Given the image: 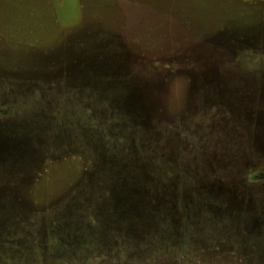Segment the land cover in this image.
Returning a JSON list of instances; mask_svg holds the SVG:
<instances>
[{"label": "rangeland", "instance_id": "374dc122", "mask_svg": "<svg viewBox=\"0 0 264 264\" xmlns=\"http://www.w3.org/2000/svg\"><path fill=\"white\" fill-rule=\"evenodd\" d=\"M0 138V264H264V0H0Z\"/></svg>", "mask_w": 264, "mask_h": 264}, {"label": "water", "instance_id": "95a60500", "mask_svg": "<svg viewBox=\"0 0 264 264\" xmlns=\"http://www.w3.org/2000/svg\"><path fill=\"white\" fill-rule=\"evenodd\" d=\"M26 140H23L21 138H18L17 140H13V141H4L3 139L0 138V152L3 149V145L5 144H13L16 147L15 151L20 152L21 147L20 146H24L27 147V143L25 142ZM3 152V151H2ZM131 180V176H128ZM260 177V176H259ZM257 175L253 176L252 179H257L259 178ZM118 185L117 186H113L112 187V194H111V201L113 203V205H116V207L119 209V214L122 215L123 217H127V216H131L133 217V215H136L137 217H140L141 220V225L145 228L148 225L150 226V223L148 222V214L145 211H142L143 207L141 208L140 205V201L138 202L137 199H132L131 198V194L137 193V194H143L142 192L143 189L146 190L147 192H150V194H146V198H147V202H145V208H149L152 204V201H157V205L158 202L161 201V194L158 193L157 191H153L148 187H141V185L136 184L135 179L131 180V182L127 183L124 187L120 188V190L118 189ZM133 187H136L137 190H135ZM123 189V190H122ZM121 193H126V194H122ZM113 195V196H112ZM173 194H169V196H172ZM139 196V195H137ZM111 203V205H112ZM161 204V203H160ZM147 211V210H146ZM144 214V215H143ZM152 218V217H150ZM135 222L132 223H128V225L126 226V229L128 228L129 231H135L136 230V226L133 224ZM152 223L154 224V218H152Z\"/></svg>", "mask_w": 264, "mask_h": 264}, {"label": "trees", "instance_id": "16d2710c", "mask_svg": "<svg viewBox=\"0 0 264 264\" xmlns=\"http://www.w3.org/2000/svg\"><path fill=\"white\" fill-rule=\"evenodd\" d=\"M84 155L87 156L88 154L87 155L84 154ZM129 182H131V180L127 176V177L122 178L121 180H118L116 183H117V185L120 188H122ZM119 187H118V189L120 190ZM141 187L143 188V186H141ZM133 188L135 190H137L136 187H133ZM143 191H144V192H142L143 194H137V193L131 194V198L132 199H137L138 202L140 201L141 208L144 206L142 211H146L148 209V208H145L146 207L145 206V202H147L146 194H150V192H147L144 189H143ZM122 194H126V193H121L120 195H122ZM137 195H139V196H137ZM59 200L60 199H58L57 201H59ZM156 202L157 201H155V200L152 201V204H150L151 206L149 207L150 209L147 210L150 213V215L147 217L148 218L147 220L150 223V226L148 225L145 228L141 225L140 217H137L136 215H133V217H132L133 221L131 220V216H127V217H125V219H123L124 217L119 214V211H118L119 209L116 207V205H113V203H112L111 209H112V212H113L114 221L116 223L115 230H114L115 237L122 236L123 240H126V239L129 238L128 236H130V237H132L134 239H137L139 241L143 240L145 238V236H147V234L150 233V231L153 229L154 224L152 223V218H154L155 213L160 210V206H161L160 203L161 202L159 201L158 205H157ZM150 217H152V218H150ZM127 219H128L129 223L135 222V223H133L136 226V230L135 231H129L128 228L126 229V227H124V225L120 222V220L123 221V220H127Z\"/></svg>", "mask_w": 264, "mask_h": 264}]
</instances>
